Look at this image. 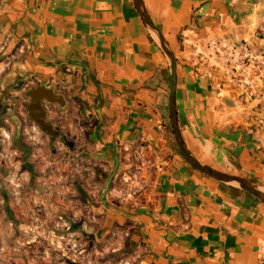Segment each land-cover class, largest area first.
<instances>
[{
	"label": "crops",
	"instance_id": "crops-1",
	"mask_svg": "<svg viewBox=\"0 0 264 264\" xmlns=\"http://www.w3.org/2000/svg\"><path fill=\"white\" fill-rule=\"evenodd\" d=\"M142 2L177 59L176 112L186 150L200 163L264 189V135L227 106V93L218 94L208 69L210 45L242 36L248 23L258 27V4ZM0 54L6 57L2 70L13 64L4 79L24 76L65 99L63 108L50 107L48 120L74 127L80 136L82 161L92 167L78 171L82 188L95 194L119 157L107 207L89 206L104 220L100 238L85 229L91 245L112 242L103 264L115 263L122 241L134 250L124 259L130 264H264V206L235 185L194 170L178 154L170 64L133 0H0ZM123 193L129 197L122 207ZM0 203L6 217L0 227L14 228L8 242H19L24 226L3 190ZM13 256L14 264L24 257Z\"/></svg>",
	"mask_w": 264,
	"mask_h": 264
},
{
	"label": "rangeland",
	"instance_id": "rangeland-1",
	"mask_svg": "<svg viewBox=\"0 0 264 264\" xmlns=\"http://www.w3.org/2000/svg\"><path fill=\"white\" fill-rule=\"evenodd\" d=\"M253 1L258 4L262 16L260 24L250 29L248 23L244 26L242 36L236 39L231 36L225 42L210 45L212 51L209 54L208 69L218 94L227 93V106L239 111L244 122L250 123L253 120L257 123L264 135V0ZM5 58L0 54V73L4 69L2 60ZM18 97L26 103L29 101L22 91ZM26 103L23 102V105ZM20 118L26 120L25 115ZM47 123L54 125L61 139H52L36 125H31L17 133L21 135L24 147L18 142L12 147L7 137H12L14 130H0V184L8 194V204L13 205L14 219L24 226L19 229V234L24 238L13 244L8 240L14 235L15 229L10 226L0 227V264H14V254L26 257L22 256L19 264L28 261L31 264L106 263V258L112 255L107 252L112 242L91 245V236L88 231L85 232L88 226L79 225L81 212L77 188L81 182L78 171L82 168L84 171L92 169L90 164L82 161L84 155L79 153L80 136L76 135L74 127L61 128L53 121ZM113 166L111 162L106 175L112 173ZM31 175L33 178H43V181L33 184ZM105 181L96 192L98 208H101ZM119 197L118 205L126 206L127 196ZM0 207H3L1 203ZM5 219L4 214L0 215V220ZM32 220L42 223L34 227L27 226ZM124 242L118 246L120 250L113 254L114 264L121 263L129 256V252H134ZM32 246L34 248L30 249Z\"/></svg>",
	"mask_w": 264,
	"mask_h": 264
},
{
	"label": "water",
	"instance_id": "water-1",
	"mask_svg": "<svg viewBox=\"0 0 264 264\" xmlns=\"http://www.w3.org/2000/svg\"><path fill=\"white\" fill-rule=\"evenodd\" d=\"M133 2L135 4V7L138 11V14L143 24L149 30V32L155 37L160 49L167 57L170 64V81H169L170 120H171L174 141L176 143L177 150L181 155L182 159L191 168L204 174L208 178L218 183L225 185L237 184L238 189H240L244 193L251 195L254 199H256L259 203H261L264 206V192L262 191V188L250 183L248 180L242 177L216 171L211 167L200 163L186 150L179 130L177 112H176L175 92H176V79H177V59L175 53L171 49V46L168 43V41L161 33L160 29L156 25H154V23L149 18L148 14L146 13L142 0H133ZM28 97L31 101L28 107L29 118L48 137L52 139L54 138L61 139L62 138L61 134L54 128V125L46 123V118L48 117V114L42 107V101H46L48 104L58 105L59 107L63 108L66 105L65 99L60 95L54 94L52 89L47 88L45 86H40L35 90H31L28 93ZM119 166H120L119 157L115 155L112 173L106 180L101 194V202L104 208L107 207L106 197L109 193L111 183L118 173ZM85 232H87V230H85Z\"/></svg>",
	"mask_w": 264,
	"mask_h": 264
},
{
	"label": "flooded vegetation",
	"instance_id": "flooded-vegetation-1",
	"mask_svg": "<svg viewBox=\"0 0 264 264\" xmlns=\"http://www.w3.org/2000/svg\"><path fill=\"white\" fill-rule=\"evenodd\" d=\"M12 65L13 64H11V66L9 65L8 70H2L0 73V130L3 131H8L11 129L14 130L12 137H7L8 139H10L11 146L15 147V145L18 142L24 147L23 141L20 138L21 135H17V133L18 130L23 132L25 129L30 128L31 125H35V123L28 116V107L31 102L28 97V93L31 90H35L38 87H40V84L34 81L33 79H27L24 76H18V75L13 77V79H4L5 77L12 75L13 73ZM21 91L24 92L25 98L29 100L28 103H26L25 100L21 101L19 99L18 93ZM53 93L58 95L54 91ZM23 102L24 104L26 103V105H23ZM51 106L59 107L58 105H51L48 104L46 101H42V107L48 114V117L46 118V123L47 121H50L48 120V118H49V110ZM21 115H25L26 120L21 119L20 118ZM81 186L82 185L80 184L79 187L77 188L79 202H80L79 211L81 212V221H82L81 226L83 224L84 226H89L93 229L96 228L95 232H98L99 231L98 229H100L103 226L104 220L101 215L99 216L97 214L92 213L89 208V206L90 207H93V205L96 206V193L94 194L92 187H90L89 189H85L82 188ZM0 190H2V184H0ZM82 199L86 203L85 206L81 202ZM101 207H102V202H101ZM99 235L100 234H97V237H99ZM114 236H116V234L112 232L110 237L113 238Z\"/></svg>",
	"mask_w": 264,
	"mask_h": 264
},
{
	"label": "built area",
	"instance_id": "built-area-1",
	"mask_svg": "<svg viewBox=\"0 0 264 264\" xmlns=\"http://www.w3.org/2000/svg\"><path fill=\"white\" fill-rule=\"evenodd\" d=\"M139 172H141L140 170H138V174L137 175H135L136 177H139L138 175H139ZM123 195H126L127 196V198L129 197V194L127 193H123ZM119 264H130L127 260H123L121 263H119Z\"/></svg>",
	"mask_w": 264,
	"mask_h": 264
},
{
	"label": "trees",
	"instance_id": "trees-1",
	"mask_svg": "<svg viewBox=\"0 0 264 264\" xmlns=\"http://www.w3.org/2000/svg\"><path fill=\"white\" fill-rule=\"evenodd\" d=\"M178 154H179V152H178ZM179 156L181 157V155L179 154ZM182 158V157H181ZM242 193H244L243 191H242ZM245 195H247V196H250V197H252L251 195H249V194H247V193H244Z\"/></svg>",
	"mask_w": 264,
	"mask_h": 264
},
{
	"label": "bare ground",
	"instance_id": "bare-ground-1",
	"mask_svg": "<svg viewBox=\"0 0 264 264\" xmlns=\"http://www.w3.org/2000/svg\"><path fill=\"white\" fill-rule=\"evenodd\" d=\"M233 185H235L236 187H238L237 184H233ZM262 191L264 192V189L263 188H262Z\"/></svg>",
	"mask_w": 264,
	"mask_h": 264
}]
</instances>
